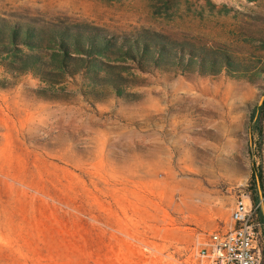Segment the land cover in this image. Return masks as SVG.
Instances as JSON below:
<instances>
[{"label": "rangeland", "instance_id": "1", "mask_svg": "<svg viewBox=\"0 0 264 264\" xmlns=\"http://www.w3.org/2000/svg\"><path fill=\"white\" fill-rule=\"evenodd\" d=\"M0 17L118 36L148 28L242 63L132 67L129 95L98 101L83 72L66 99L46 100L38 77L0 55V264H200L199 241L231 227L261 162L264 0H0ZM262 164L264 174V140ZM260 208L264 255L262 190Z\"/></svg>", "mask_w": 264, "mask_h": 264}, {"label": "trees", "instance_id": "2", "mask_svg": "<svg viewBox=\"0 0 264 264\" xmlns=\"http://www.w3.org/2000/svg\"><path fill=\"white\" fill-rule=\"evenodd\" d=\"M5 53L8 61L4 65L9 70L32 73L45 84L34 93L46 100L66 99L69 84L74 83L70 79L74 80L83 72L87 73L91 87L87 91L88 97L98 101L111 94L127 97L129 93L125 88L130 86L128 72L132 67L145 72L153 68H178L217 74L243 66L228 52L199 47L148 28L118 36L89 23L42 26L11 23L0 17V55ZM263 71L262 67L258 75L261 76ZM252 118L253 140L258 145L261 162L253 166L250 188L253 203L258 204L260 190L264 191V101L253 112Z\"/></svg>", "mask_w": 264, "mask_h": 264}, {"label": "built area", "instance_id": "3", "mask_svg": "<svg viewBox=\"0 0 264 264\" xmlns=\"http://www.w3.org/2000/svg\"><path fill=\"white\" fill-rule=\"evenodd\" d=\"M250 199L249 194L239 195L231 212V227L214 230L199 241L200 264H263L260 203Z\"/></svg>", "mask_w": 264, "mask_h": 264}, {"label": "crops", "instance_id": "4", "mask_svg": "<svg viewBox=\"0 0 264 264\" xmlns=\"http://www.w3.org/2000/svg\"><path fill=\"white\" fill-rule=\"evenodd\" d=\"M234 203H235V201H234ZM234 203H233V206H232V208H231V212H232V209H233V207H234ZM223 229H225V228H223Z\"/></svg>", "mask_w": 264, "mask_h": 264}]
</instances>
